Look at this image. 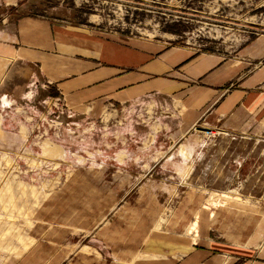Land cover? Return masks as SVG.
<instances>
[{"label": "rangeland", "instance_id": "1", "mask_svg": "<svg viewBox=\"0 0 264 264\" xmlns=\"http://www.w3.org/2000/svg\"><path fill=\"white\" fill-rule=\"evenodd\" d=\"M0 1V26L13 12L109 39L165 40L228 57L264 34V0ZM2 74L0 67V80ZM34 88L29 101L0 93V264H179L207 215L220 222L223 213L227 220L228 213L258 210L264 231L257 178L237 177L229 189L217 168L221 189H192L187 150L175 165L183 183L159 171L157 143L131 140L130 127L117 124L121 111L77 117L60 97H47L52 89ZM211 143L203 146L218 155L213 168L226 144ZM234 218L225 220L226 230H234Z\"/></svg>", "mask_w": 264, "mask_h": 264}, {"label": "crops", "instance_id": "2", "mask_svg": "<svg viewBox=\"0 0 264 264\" xmlns=\"http://www.w3.org/2000/svg\"><path fill=\"white\" fill-rule=\"evenodd\" d=\"M0 67V93L16 101L34 98V86L42 84L55 92L47 97H60L77 117L121 111L125 118L117 124L130 127L131 140L157 143L159 171L183 183L175 165L187 150L192 189H221L225 178V186L237 188V177L257 178V189H264V34L228 57L165 40L109 39L9 12L0 26ZM209 141L226 144L222 164L213 168L218 155L204 150ZM217 168L224 182L216 181ZM237 213L220 215L221 225L218 215L215 221L207 215L201 238L179 264H264L260 211ZM229 218L237 223L233 231L224 224Z\"/></svg>", "mask_w": 264, "mask_h": 264}, {"label": "bare ground", "instance_id": "3", "mask_svg": "<svg viewBox=\"0 0 264 264\" xmlns=\"http://www.w3.org/2000/svg\"><path fill=\"white\" fill-rule=\"evenodd\" d=\"M138 248V247H137Z\"/></svg>", "mask_w": 264, "mask_h": 264}]
</instances>
